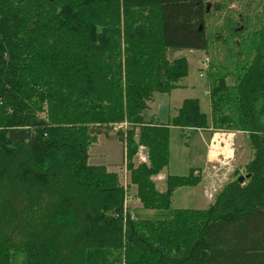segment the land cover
I'll list each match as a JSON object with an SVG mask.
<instances>
[{
    "label": "trees",
    "instance_id": "16d2710c",
    "mask_svg": "<svg viewBox=\"0 0 264 264\" xmlns=\"http://www.w3.org/2000/svg\"><path fill=\"white\" fill-rule=\"evenodd\" d=\"M207 8L206 0H0V264H264V35L235 84L208 70L211 115L199 98L175 115L167 104L148 112L157 94L186 87L189 60L170 52L208 51ZM124 122L117 135L152 212L126 221L118 173L88 161L109 134L103 128ZM171 127L247 133L246 179L236 171L208 208H174V191L202 176L190 168L157 188ZM140 145L149 164L133 161Z\"/></svg>",
    "mask_w": 264,
    "mask_h": 264
},
{
    "label": "rangeland",
    "instance_id": "374dc122",
    "mask_svg": "<svg viewBox=\"0 0 264 264\" xmlns=\"http://www.w3.org/2000/svg\"><path fill=\"white\" fill-rule=\"evenodd\" d=\"M206 2L209 5V13L205 21V30L210 42L208 51L170 52L171 58L186 56L189 60L190 73L182 81L186 87L178 88L167 95L157 94L150 102L151 107L148 111L150 116L159 114V108L166 104L170 106V112L175 114L182 101L187 98H200L205 102L207 98L204 97L203 92L209 89L208 70L217 75H227V82L235 84V74L249 62L255 52V44L263 39L261 36L264 35V0H206ZM218 7H221V10H217ZM240 27L244 31H240ZM206 59L209 60V68L203 69V62ZM204 71L206 75L202 77L200 74ZM206 103L208 99L203 105L204 110L207 107ZM43 112L40 111L39 115L44 116ZM127 126L128 124L124 122L116 124L112 130L103 128V131H108L109 134L102 133L98 136L97 142L90 147L88 159L92 165H105L109 167V170L118 173L120 185L124 190V221L127 214H131V218L136 219L137 212L141 214L144 212L143 214L147 216L152 213L143 209L137 196L138 186L133 183L131 171L125 160V143L117 135L119 130H125ZM249 147L251 149L250 144ZM201 154L203 155V145L197 133L175 128L171 133L170 163L164 172L170 175H187L190 168H202L205 157H200ZM246 158L247 156L244 157L245 160L248 159ZM133 161L135 165L149 164L148 148L140 145ZM242 166L243 163H241ZM242 174L246 178L245 170ZM152 179L159 191L166 190V178L162 180L160 175H154ZM162 181L165 182V188ZM126 196L129 199L128 202L125 201ZM200 197L198 189L190 186L179 187L173 193L172 206L195 208ZM111 264L124 263L113 261Z\"/></svg>",
    "mask_w": 264,
    "mask_h": 264
},
{
    "label": "crops",
    "instance_id": "0c3cea01",
    "mask_svg": "<svg viewBox=\"0 0 264 264\" xmlns=\"http://www.w3.org/2000/svg\"><path fill=\"white\" fill-rule=\"evenodd\" d=\"M203 95L208 99L206 110L203 109V111L211 115L210 98L205 95V92H203ZM207 99H205V102H207ZM200 101L203 108L205 102L201 99ZM170 114L175 115L171 112ZM175 128L179 127H171V133ZM182 130L196 132L198 139L203 145V155L201 154L200 157H205V164L202 168H194L196 173H200L202 176V181L200 184L192 186V188L198 189L199 195L201 196L195 209H205L215 201V197L219 190H221L230 179L234 178V173L236 171L244 172L245 165L252 156V149L249 147L248 134L237 130H216L212 127L207 129ZM245 156H247V160L244 159ZM241 163H243L242 167ZM159 175L163 180L169 174L165 173L163 170L157 176ZM162 183H164L165 188V182L162 181Z\"/></svg>",
    "mask_w": 264,
    "mask_h": 264
},
{
    "label": "built area",
    "instance_id": "2783aa9c",
    "mask_svg": "<svg viewBox=\"0 0 264 264\" xmlns=\"http://www.w3.org/2000/svg\"><path fill=\"white\" fill-rule=\"evenodd\" d=\"M203 65H204L203 69H204V68H205V69H208V68H209V60L206 59V60L203 62ZM205 71H207V70H205ZM205 71H204L203 73L200 74L202 77H204V75H206ZM209 94H210V93H209V89H206V91H205V95L208 96ZM128 200H129V199H128V197L126 196L125 201L128 202Z\"/></svg>",
    "mask_w": 264,
    "mask_h": 264
},
{
    "label": "water",
    "instance_id": "95a60500",
    "mask_svg": "<svg viewBox=\"0 0 264 264\" xmlns=\"http://www.w3.org/2000/svg\"><path fill=\"white\" fill-rule=\"evenodd\" d=\"M207 10H209V5H208ZM245 179H246V178H245L244 176H240L239 181H240V182H243Z\"/></svg>",
    "mask_w": 264,
    "mask_h": 264
}]
</instances>
